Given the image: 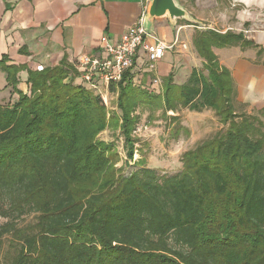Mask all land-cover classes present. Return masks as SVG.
Returning a JSON list of instances; mask_svg holds the SVG:
<instances>
[{"label": "trees", "instance_id": "obj_1", "mask_svg": "<svg viewBox=\"0 0 264 264\" xmlns=\"http://www.w3.org/2000/svg\"><path fill=\"white\" fill-rule=\"evenodd\" d=\"M191 41L201 67L180 86L167 75L159 92L135 85L132 69L91 88L66 58L41 71L0 58V264H264V108L246 112L214 53L257 46L208 29ZM182 110L210 111L218 125L162 173L146 165L137 128L146 114L184 141Z\"/></svg>", "mask_w": 264, "mask_h": 264}, {"label": "crops", "instance_id": "obj_2", "mask_svg": "<svg viewBox=\"0 0 264 264\" xmlns=\"http://www.w3.org/2000/svg\"><path fill=\"white\" fill-rule=\"evenodd\" d=\"M177 1L192 18L197 19L193 10H198L201 0ZM149 3L150 0H0V58L6 56L9 65L23 66L30 71H36L38 66L54 67L66 58L75 66V83L83 85L78 60L81 57L104 58L100 39L105 36L112 44L118 41L129 27L140 18L144 19ZM212 8L208 7L210 11ZM218 18L211 17L209 24L215 20L219 22ZM225 18L223 15L222 19ZM245 19L240 21L237 17L238 22L244 23L243 28L236 32L228 28L227 31L242 32L257 48L221 49L214 50V53L219 64L231 74L236 100L247 108L261 110L264 108V30L245 29ZM205 26L208 30L227 32L216 30L215 25ZM188 28L192 30L186 32ZM194 29L198 27L186 25L183 21L172 26L166 18L155 20L149 35L165 46L163 58L148 70L145 55L140 50L131 68L133 83L148 87L151 83L149 75H152L160 85L164 77L172 74L174 84L183 85L192 69L197 68L198 63L201 65L192 47ZM259 49L263 53L257 57ZM26 78V71L19 74L18 88L23 92ZM106 89L105 86L102 94Z\"/></svg>", "mask_w": 264, "mask_h": 264}, {"label": "rangeland", "instance_id": "obj_3", "mask_svg": "<svg viewBox=\"0 0 264 264\" xmlns=\"http://www.w3.org/2000/svg\"><path fill=\"white\" fill-rule=\"evenodd\" d=\"M198 1H196L197 3ZM213 3V4H212ZM198 5V4H196ZM202 9L200 10V7ZM209 6H213L212 10L208 9ZM207 8V10H206ZM193 14L197 19L193 18L196 22L200 23L201 26L198 28H206L205 25H211V27L219 29L221 31H227L228 28L235 29V32L243 28L244 23L238 22L237 17L245 19L247 22V28L245 29H255L264 30V0H201V5H199L198 10H193ZM221 15V16H220ZM226 16L223 20L222 16ZM220 16V17H219ZM213 17L217 20L214 23H210V18ZM180 22V21H179ZM240 23V24H239ZM186 32H190L191 28L186 29ZM199 65L197 68H200ZM153 79L152 75H149V81ZM161 82V81H160ZM5 80L0 73V102L6 103V98L9 96L8 89H5ZM161 84L156 88L159 92ZM146 87V86H145ZM149 87V85H148ZM150 88V87H149ZM152 89V88H150ZM17 97L14 95L12 100H15ZM115 98L114 95H107L104 93L102 99L104 102L108 100L113 101ZM114 102V101H113ZM247 110V111H246ZM246 112L250 113L253 109L246 108ZM169 116H173L170 112ZM179 122L184 124L189 130V137L186 140L181 142H174L168 139L165 131L163 130V122L159 120L150 121L146 119V114L143 115L142 120L137 128V135L140 140L147 143L150 147L147 152L146 165L149 167H154L157 170L167 172L168 174L175 173L179 170L178 160L180 155L185 151L192 149L196 144L208 138L211 134L215 132V128L218 125V120L214 114L210 111H203L201 113L189 112L188 110H182L178 113ZM104 141H114L117 140L113 138L108 133L102 135ZM118 151L121 154V159H124V154L121 149V142L116 143ZM139 155H134V160H138ZM121 165V162L118 166ZM32 219L27 218L26 222H30ZM2 221L0 220V223ZM2 262L3 254L1 255Z\"/></svg>", "mask_w": 264, "mask_h": 264}, {"label": "built area", "instance_id": "obj_4", "mask_svg": "<svg viewBox=\"0 0 264 264\" xmlns=\"http://www.w3.org/2000/svg\"><path fill=\"white\" fill-rule=\"evenodd\" d=\"M104 58L81 57L78 60V71L81 81L88 87L95 88L97 84L118 83L123 75L132 68L137 53L141 50L146 59L148 70L163 58L165 46L154 40L144 29L143 18L124 32L118 41L110 43L105 36L100 39ZM43 67L38 66L37 71ZM157 79L151 80L149 87L156 90Z\"/></svg>", "mask_w": 264, "mask_h": 264}, {"label": "water", "instance_id": "obj_5", "mask_svg": "<svg viewBox=\"0 0 264 264\" xmlns=\"http://www.w3.org/2000/svg\"><path fill=\"white\" fill-rule=\"evenodd\" d=\"M161 18L168 19L174 26L177 21H183L195 26H201L179 4L177 0H150L146 16L143 19L145 31L151 33L152 23ZM206 30V28H198Z\"/></svg>", "mask_w": 264, "mask_h": 264}]
</instances>
